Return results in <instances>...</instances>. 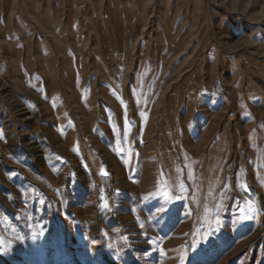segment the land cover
<instances>
[{"label": "rangeland", "instance_id": "obj_1", "mask_svg": "<svg viewBox=\"0 0 264 264\" xmlns=\"http://www.w3.org/2000/svg\"><path fill=\"white\" fill-rule=\"evenodd\" d=\"M0 264H264V0H0Z\"/></svg>", "mask_w": 264, "mask_h": 264}, {"label": "snow or ice", "instance_id": "obj_2", "mask_svg": "<svg viewBox=\"0 0 264 264\" xmlns=\"http://www.w3.org/2000/svg\"><path fill=\"white\" fill-rule=\"evenodd\" d=\"M165 195H167V193H165ZM105 207H107V205H105ZM245 209H246L247 213H254V211H255V209L253 208L250 201L245 206ZM245 209H242V212H244ZM251 218H252V215H249V214H244L240 217L241 220H247V219H251ZM217 223H219V221H217Z\"/></svg>", "mask_w": 264, "mask_h": 264}]
</instances>
